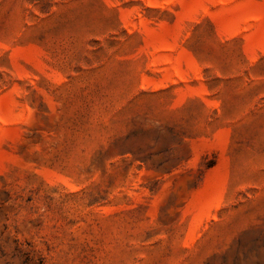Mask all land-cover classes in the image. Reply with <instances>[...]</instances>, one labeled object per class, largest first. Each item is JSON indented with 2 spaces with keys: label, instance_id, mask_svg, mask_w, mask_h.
Returning a JSON list of instances; mask_svg holds the SVG:
<instances>
[{
  "label": "rangeland",
  "instance_id": "obj_1",
  "mask_svg": "<svg viewBox=\"0 0 264 264\" xmlns=\"http://www.w3.org/2000/svg\"><path fill=\"white\" fill-rule=\"evenodd\" d=\"M0 264H264V0H0Z\"/></svg>",
  "mask_w": 264,
  "mask_h": 264
}]
</instances>
